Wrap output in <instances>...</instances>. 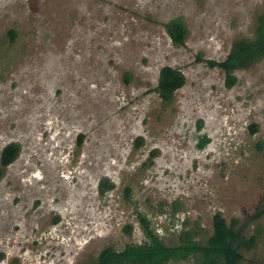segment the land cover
I'll return each instance as SVG.
<instances>
[{
	"label": "rangeland",
	"instance_id": "rangeland-1",
	"mask_svg": "<svg viewBox=\"0 0 264 264\" xmlns=\"http://www.w3.org/2000/svg\"><path fill=\"white\" fill-rule=\"evenodd\" d=\"M263 12L264 0H0V156L19 147L0 165V264H93L144 241L139 215L166 246L185 228L205 244L218 213L256 238L240 264H264V58L230 88L204 62L252 40ZM163 67L185 78L169 102L155 92Z\"/></svg>",
	"mask_w": 264,
	"mask_h": 264
},
{
	"label": "trees",
	"instance_id": "trees-1",
	"mask_svg": "<svg viewBox=\"0 0 264 264\" xmlns=\"http://www.w3.org/2000/svg\"><path fill=\"white\" fill-rule=\"evenodd\" d=\"M167 33L174 45H183L187 32L179 22H170ZM14 32L11 31V40ZM264 58V12L255 22V36L250 39H239L232 43L227 57L221 61L206 60L207 67L222 70L226 76V85L232 87L236 79L235 71L246 69ZM201 60V58H199ZM185 82L183 74L178 69L163 67L159 71L158 84L155 92L163 102H169L174 92L180 89ZM209 143L204 136L198 146L203 148ZM19 153L16 144H9L3 148L0 156L2 169L13 163ZM1 174V171H0ZM264 214V203L255 212L253 219H258ZM139 226L144 235L140 244H126L121 251L104 249L93 264H168L181 261L190 257L196 259L197 264H240L243 259L242 251L251 249L256 241L255 236L246 239L241 230L235 226L237 221L227 224L226 220L218 213L212 218V235L205 244L195 240L196 231L192 228L180 232L179 242L173 246H166L164 241L156 235L150 220L142 215L138 217Z\"/></svg>",
	"mask_w": 264,
	"mask_h": 264
},
{
	"label": "flooded vegetation",
	"instance_id": "flooded-vegetation-1",
	"mask_svg": "<svg viewBox=\"0 0 264 264\" xmlns=\"http://www.w3.org/2000/svg\"><path fill=\"white\" fill-rule=\"evenodd\" d=\"M165 244V243H164Z\"/></svg>",
	"mask_w": 264,
	"mask_h": 264
}]
</instances>
